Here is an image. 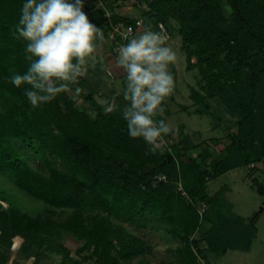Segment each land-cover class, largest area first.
<instances>
[{"label": "trees", "instance_id": "trees-1", "mask_svg": "<svg viewBox=\"0 0 264 264\" xmlns=\"http://www.w3.org/2000/svg\"><path fill=\"white\" fill-rule=\"evenodd\" d=\"M126 1L105 0L104 5H98L96 0H84L90 22L104 32L105 41L98 45L110 42L114 47L122 42L119 33L108 38L112 25L119 22L125 28L142 18L144 29L160 31L158 24L162 23L168 33L170 22L176 21L186 68H197L200 76L199 88L191 87L189 93L194 110L211 114L207 99L217 98L230 111L233 123L223 136L198 143L183 132L178 140L164 133L168 143L162 141L161 148L152 153L142 138L129 136L122 116L127 103L123 90L108 84L109 76L98 55L95 67L88 68L68 92L33 108L24 95L28 86L17 88L9 79L14 73L23 74L29 66L23 53L26 42L11 34L25 0H0V87L8 96L0 104V172L50 206L71 209L62 223L34 218L25 224L34 231H21L13 226L16 211L10 208V233L2 222L6 211L0 209V245L8 250L5 254L0 248V264L7 261L11 236L21 232L27 241L35 242L40 229L49 232L54 227L78 238V254L90 251L84 260L122 264L149 245L111 219L134 222L144 212L181 240L175 250L178 264H203L199 259H203L201 242L203 248L219 253L250 249L256 216L249 220L232 212L225 195L227 186L214 193L207 186L229 170L246 167L251 186L264 202V180L255 177L256 166L249 167L264 162V0H226L231 8L229 17L223 12V0H135L137 14L132 11L124 16L117 8ZM107 11L111 18L105 16ZM123 41L127 43V39ZM78 99L85 104L82 108ZM109 104L112 112L105 110ZM21 146L49 169L47 176L31 167ZM47 154L58 157L64 169L51 165ZM153 163L158 166L145 173L144 167ZM159 173H164L166 180L154 185V176ZM47 211L55 213L52 208ZM85 212L94 213L90 223ZM118 233L123 234V240L114 254L111 235ZM21 247L25 245L19 250ZM56 247L62 258L71 260L67 248ZM26 252L31 255L30 250ZM33 255L39 256L35 250Z\"/></svg>", "mask_w": 264, "mask_h": 264}, {"label": "rangeland", "instance_id": "rangeland-1", "mask_svg": "<svg viewBox=\"0 0 264 264\" xmlns=\"http://www.w3.org/2000/svg\"><path fill=\"white\" fill-rule=\"evenodd\" d=\"M96 1L98 5H104L105 3V0ZM133 2H135V0L126 1L123 6L117 8L118 13L126 16V8H129V10L137 14L135 7L133 6ZM222 9L225 16L229 17L231 8L227 4L226 0L222 1ZM105 16L110 17L108 11L105 12ZM151 28L155 29L156 27L152 25ZM168 33L169 38L167 39V45L173 48L177 54V60L169 66V70L174 76L175 84L172 94L166 98L163 103V115H158L156 119H159L160 117L164 119L169 126L168 132L175 140H178L182 132L186 135V138H189L193 142L197 143L204 139H214L223 136L226 130L230 128V125L233 123V116H231L230 111L222 103H220L217 98L207 99V102L210 104L209 109L212 112L211 114H207V112L200 114V112L197 113L194 110L196 105L190 98L189 93L191 87L199 88L198 82L200 76L198 69L186 68V55L184 50L179 47L180 37L177 33L176 21L172 20L170 22ZM113 36H108L109 40L112 39ZM133 36L134 34L132 37ZM108 43L109 44L104 45L106 49L99 46L97 53L101 51L106 53V51H108V57L114 59L113 61L111 60L107 62V64L103 63L104 65H102L106 74L109 76L108 84L120 91L125 87L124 74L122 70L115 67V58L112 55L117 43L114 44V47L111 46L110 42ZM194 60L196 59L193 58V61ZM91 68L92 67H89V69ZM5 95L6 92L0 87V104L8 97ZM98 99L103 101V97H98ZM76 102L81 108L85 105L83 104L82 99H78ZM168 140L169 137H162V141L164 143H168ZM219 147L220 146H218L217 149ZM21 150L31 167L40 172L42 175L47 176L49 169L46 168L39 161V159L32 154L31 151L26 150L25 146H21ZM47 157L51 165L59 168L60 170L64 169L61 160L58 157L51 154H47ZM255 168V177L264 180V162H257ZM247 173L248 169L246 167H237L229 170L209 181L207 189L210 193H214L218 189H222V186H227L228 190L225 192V195L227 196L228 201L231 202L232 212L249 220H252L253 217L256 216L254 220L256 234L252 239L250 249L246 251L229 249L224 253H219L203 248L205 245L201 242L200 248L203 249L201 250V256L203 259H199L203 264H264V202H262V197L251 186ZM0 206L1 210L4 212L6 211V216H4V220H2V222L7 230V233H10L11 231L8 224V221L10 220L9 217L11 215L8 211L10 208L15 209L16 211V215L12 214V216H15L13 218V220H15L13 226L21 231H25L27 229L29 230L30 228V231H34L32 227L27 226L26 229L25 226L26 222L31 219L35 218L43 220V217H47L55 222L62 223L71 214V209L61 207L55 208L50 206L45 201L39 199V197L32 195L26 190L15 185L7 175L1 172ZM49 208H52L55 213L51 214L47 211ZM85 213L88 216L87 223H90V216L94 213ZM141 217L143 221H140ZM141 217L134 222H127L124 220L120 221L113 218L111 219L113 224L122 226L127 232L136 235L149 245L146 250L133 257L132 260H122L121 263L142 264L143 262L145 264H178L179 255L175 250L178 246H180L181 240L168 233V227L166 228V225H160V222L155 220V218H148V214L146 212H144ZM203 227L206 228L207 224H204ZM122 235V233H120V235L119 233L111 235L113 245L112 252L114 254H116L120 249V242L123 240ZM124 236H126L125 241H127L126 233H124ZM37 238L38 240L35 242L27 241L26 237H24L21 232L11 236L12 243L13 239L15 241V247L18 245V242H20L21 246L25 245V247H21L20 250L19 248L13 250L11 245L7 260L13 257L17 259L15 262L16 264H74L71 260L77 259L79 261L78 264H94L92 260L83 259L85 255L90 253V251L85 250L81 254L76 252V249L79 247V240L72 232H65L58 227L51 228L49 232H46L44 229H40L37 233ZM56 245H61L67 248L70 252L71 260L69 258H62V255L58 252ZM0 248L2 251H5V254L8 251L7 249L5 250L2 245H0ZM27 250L31 251V255H28V252H26ZM33 250H35V252L39 255L36 258L33 255ZM14 252H17L16 257L13 256Z\"/></svg>", "mask_w": 264, "mask_h": 264}, {"label": "clouds", "instance_id": "clouds-1", "mask_svg": "<svg viewBox=\"0 0 264 264\" xmlns=\"http://www.w3.org/2000/svg\"><path fill=\"white\" fill-rule=\"evenodd\" d=\"M11 34L26 42L23 53L29 66L9 79L17 88L28 86L24 95L33 108L68 92L89 67H95L98 42L105 41L102 29L84 11V0H25ZM126 39L114 62L124 74L122 95L127 103L122 116L129 136L142 138L155 153L161 148L162 134L169 131L168 124L156 117L163 115V103L174 90L169 66L177 54L163 32L150 28ZM105 110L114 109L109 104Z\"/></svg>", "mask_w": 264, "mask_h": 264}, {"label": "built area", "instance_id": "built-area-1", "mask_svg": "<svg viewBox=\"0 0 264 264\" xmlns=\"http://www.w3.org/2000/svg\"><path fill=\"white\" fill-rule=\"evenodd\" d=\"M143 25V19L142 18H136L135 25H127L125 28L123 27V24L121 22L117 23L116 25H113V32L110 33L111 36H113L114 33H119L121 35L122 42L117 43L115 49L113 52L115 53L114 58L116 60L118 56V49L121 45L125 44L123 39L130 38L138 28L142 27ZM123 27L124 29H121ZM158 27L160 28V31L163 32L167 39L169 38V34L166 32L165 27L162 23L158 24ZM256 164L252 163L249 165L250 168L255 167ZM166 180V175L164 173H159L154 176L153 184L155 185L159 181ZM203 206V205H202ZM202 210V209H201Z\"/></svg>", "mask_w": 264, "mask_h": 264}, {"label": "crops", "instance_id": "crops-1", "mask_svg": "<svg viewBox=\"0 0 264 264\" xmlns=\"http://www.w3.org/2000/svg\"><path fill=\"white\" fill-rule=\"evenodd\" d=\"M126 12L127 13H130V12H132L131 10H129V8H126ZM144 30V28L143 27H140V28H138L137 30H136V32H135V34H134V36H136V35H138L140 32H142ZM104 49H106L105 48V46H104ZM98 56H100V58L103 60V62H104V64L106 63L107 64V62H109V61H113L114 59L113 58H111V57H108L109 56V52L108 51H106V53H104V52H99V54H97ZM115 62V61H114ZM19 246H20V242H18V245L15 247V241H14V239H13V243H12V249L13 250H16V249H18L19 248ZM17 252H18V250H17ZM17 252H14L13 253V256L14 257H16V253ZM13 259V260H12ZM15 258H9V260H7V262H6V264H16L15 262L17 261V259H15Z\"/></svg>", "mask_w": 264, "mask_h": 264}, {"label": "water", "instance_id": "water-1", "mask_svg": "<svg viewBox=\"0 0 264 264\" xmlns=\"http://www.w3.org/2000/svg\"><path fill=\"white\" fill-rule=\"evenodd\" d=\"M172 159V156L170 154L167 155V160H171ZM165 159L162 160L161 164H164L165 163ZM158 166L157 163H153V164H150V165H147L146 167H144V172L147 173L149 170L151 169H155L156 167Z\"/></svg>", "mask_w": 264, "mask_h": 264}]
</instances>
